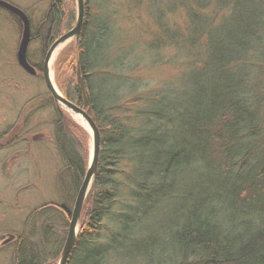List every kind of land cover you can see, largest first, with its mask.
Returning a JSON list of instances; mask_svg holds the SVG:
<instances>
[{"label": "trees", "instance_id": "obj_1", "mask_svg": "<svg viewBox=\"0 0 264 264\" xmlns=\"http://www.w3.org/2000/svg\"><path fill=\"white\" fill-rule=\"evenodd\" d=\"M258 1L263 6L259 10H264V0ZM250 2L247 0L243 7L245 13L250 12V25L244 27L237 40L232 37L234 48L231 55H226L232 73L222 72L226 68L222 56L215 71L207 73L208 87L198 93H207L215 101L201 109L199 115L194 114L200 103L197 100L188 101L191 113L182 112L179 100L173 101L174 88L156 98L139 92L115 97L111 94L97 100L87 76L96 72L89 54L97 51L99 42L94 44L95 32H89L94 23L85 2L80 38L59 51L55 80L66 99L82 106V92L75 79L79 62L90 102L85 110L99 130L100 154L66 264H105L113 247L129 244L138 249L142 260L148 259L147 264H264V225L229 237L214 219L219 213L223 217L233 212L248 216L250 211L264 209V11L257 13L256 8H249ZM75 5L76 0H52L48 6L36 32L42 56L73 25ZM245 34H250V41H245ZM42 64L38 69H42ZM216 72L228 77V83L215 79ZM136 103L140 106L135 107ZM54 106L53 136L68 175L67 185L61 174L57 182L60 192L70 191L73 195L88 167L91 137L67 112ZM182 127L196 144L189 145L190 141L184 139L180 143ZM201 142L206 151L200 153L203 158L198 157L206 160L217 176L193 175L190 171L189 167L199 162L196 153ZM181 171L182 185L178 186L174 178ZM185 172L189 177H183ZM214 181L216 185L211 187ZM213 188L215 192L211 191ZM177 201L182 207V223L166 239L176 253L167 259L161 249L163 257L153 260L152 246L158 242L154 221ZM116 203L118 209L114 208ZM69 204L46 203L35 209L33 217L21 227L14 264L58 263L71 213ZM146 215L152 216L150 225L144 223ZM105 229L108 233L100 242Z\"/></svg>", "mask_w": 264, "mask_h": 264}, {"label": "rangeland", "instance_id": "obj_2", "mask_svg": "<svg viewBox=\"0 0 264 264\" xmlns=\"http://www.w3.org/2000/svg\"><path fill=\"white\" fill-rule=\"evenodd\" d=\"M4 1L20 8L30 20L29 29L31 37H34L30 38L27 47V59L37 73L34 75L24 71L17 62L16 53L22 37V26L17 17L0 6V264H14L15 250L20 242L18 238L23 231L21 227L28 218L33 217L35 209L46 203L60 201L66 204L70 202L72 209L76 193L72 195L70 191L60 192L57 178L61 174L63 184L67 185L68 175L65 174L53 136L56 109L47 91L42 70L38 69L44 56L41 55V42L36 38L37 26L43 20L52 0ZM85 2L89 6L88 16L94 23L90 25L89 32L90 29L91 33L95 32L93 43L99 42L97 51L89 54L90 64L96 72H90L87 76L96 99L101 101L111 94L115 97L121 93L129 95L139 92H143L142 96L148 94L151 98H156L174 88L176 99L173 101L179 100L182 112L188 114L193 110L188 101H200L194 109V114L198 115L201 109L208 108V103L215 101L207 93L206 96L198 95L203 88L205 90L208 87L207 73L215 71L222 56H225L223 65L226 66L222 72L232 73L233 67L226 56L231 55L234 48L231 39L234 36L237 40L244 27L250 25V12L248 10L245 13L243 8L246 7L247 0H84V4ZM238 2L241 7L237 5ZM253 7L257 9V13L264 11L259 10L263 6H260L258 0H251L249 8ZM249 35L245 34V41H250ZM74 40L71 37L59 47L49 67L52 80L59 91L61 89L55 80L56 58L59 51L61 53ZM111 71L116 73L111 74ZM197 77L200 79L195 81ZM216 78L224 80V84L229 79L218 72ZM135 84L137 86L131 92ZM137 106L140 105L136 103L135 107ZM60 108L73 121L78 122L72 111ZM183 119L182 116L180 124ZM79 125L89 135L87 128L81 123ZM180 135L181 144L183 139L190 141L187 142L189 145L196 144V140H192L191 134L183 127L180 128ZM201 144L200 151L196 153L199 162H194L189 167L190 171L193 175L217 176L213 172L215 169L206 160L199 159L198 156L202 157L200 153L206 151L205 144ZM186 176L189 177L188 172L183 175ZM181 177L182 171L174 178L178 186L182 185ZM215 185L214 181L211 187ZM214 190L215 188L211 189L215 192ZM253 207L255 206H251ZM114 208L118 209L117 203ZM217 215L219 217L214 219L229 237L264 225L262 208L256 212L250 211L248 216L239 212L225 217L220 213ZM181 216L182 207L177 201L169 206L165 215L154 221L157 226L153 232L158 242L152 246L153 260L163 257L159 253L161 249L167 259L174 257L176 252H173L166 239L176 226L181 225ZM151 221L152 216H144L146 225H150ZM107 233V229L103 230L100 242ZM11 235L13 240L5 242ZM65 237L66 235L64 241ZM121 243L126 244L120 241ZM138 253V249L132 244L113 247L108 252L105 264H147L148 259L142 260Z\"/></svg>", "mask_w": 264, "mask_h": 264}, {"label": "water", "instance_id": "obj_3", "mask_svg": "<svg viewBox=\"0 0 264 264\" xmlns=\"http://www.w3.org/2000/svg\"><path fill=\"white\" fill-rule=\"evenodd\" d=\"M0 6L5 8L7 11H9L11 14H13L17 19L19 20L21 26H22V37L20 39V44L16 53L17 62L19 65L24 69V71H27L28 73L35 74V68L31 66L27 60V47L30 42L31 38V30L30 28V22L28 16L25 12H23L20 8L4 1L0 0ZM77 6V16H76V22L72 28H70L68 31L63 33L59 36L50 46L49 49H47L44 59H43V66H42V76L45 82V85L47 87V91L51 94L53 101H55L57 104L62 105L69 109L70 111H73L76 114H79L83 120L86 122V124L89 127V131L92 135V148H91V155H90V161L87 168V171L85 172L84 178L82 180V183L78 189V192L75 197V201L73 204V208L71 211L67 234L65 237L64 244L62 246L61 255L59 257L58 264H66L68 257L70 255V252L74 246L76 235H77V227L78 222L80 219V214L82 211L84 200L86 199V196L90 190L91 182L93 181L96 172H97V166L99 161V153H100V133L99 130H97V126L92 119V117L83 110V107H87L89 105V99L85 93V85L83 79H81V71L79 67V62H77L76 65V79L77 83L80 87V90L82 92L83 97V107H79L78 105L74 104L73 102H70L67 100L62 94H58L56 90L54 89V86L52 85V82L49 77L48 72V61L51 57V54L59 44L67 41L69 38L74 37L75 42L77 43L81 34L82 25H83V19H84V0H76Z\"/></svg>", "mask_w": 264, "mask_h": 264}, {"label": "bare ground", "instance_id": "obj_4", "mask_svg": "<svg viewBox=\"0 0 264 264\" xmlns=\"http://www.w3.org/2000/svg\"><path fill=\"white\" fill-rule=\"evenodd\" d=\"M63 43L59 44L56 48H54L52 54H51V57L49 58V61H48V72H49V77H50V80L52 82V85L54 86V89L56 90V92L58 94H60V92L58 91L57 87L55 86L53 80H52V73H51V70L49 69L50 67V64L52 63V58L55 56L56 52L58 51L59 47H61V45H63ZM73 117L76 119V121H78L79 123H81L82 125H84L86 128H89L88 125L86 124V122L83 120V118L79 115V114H76V113H72Z\"/></svg>", "mask_w": 264, "mask_h": 264}, {"label": "flooded vegetation", "instance_id": "obj_5", "mask_svg": "<svg viewBox=\"0 0 264 264\" xmlns=\"http://www.w3.org/2000/svg\"><path fill=\"white\" fill-rule=\"evenodd\" d=\"M13 238L8 237V238L5 239V242H10L11 240H13Z\"/></svg>", "mask_w": 264, "mask_h": 264}]
</instances>
